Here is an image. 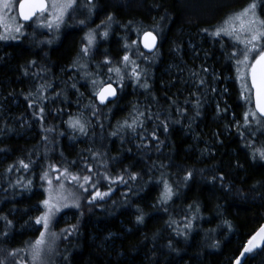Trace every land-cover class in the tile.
Instances as JSON below:
<instances>
[{
    "label": "trees",
    "instance_id": "obj_1",
    "mask_svg": "<svg viewBox=\"0 0 264 264\" xmlns=\"http://www.w3.org/2000/svg\"><path fill=\"white\" fill-rule=\"evenodd\" d=\"M250 2L92 0L89 5L79 0L55 38L44 33L0 41V103L14 117L12 122L0 117V216L12 221L8 228L0 220V258L14 264L8 251L38 237L39 225L30 230L24 225L41 214L46 185L40 175L51 163L92 175L100 191H112L93 204H88L93 190L82 191L81 207L59 215L54 227L61 238L48 264L234 263L264 224V161L252 156L264 149V129L257 130L255 122L242 127L243 113L253 106L240 98L227 58L230 43L224 38L222 49L202 30H214ZM256 2L257 13L264 15V0ZM108 16L113 17L108 36H100V30L91 55L84 57L85 25L79 21L92 28ZM135 28L142 29L140 36L143 30L156 34L154 53L138 55L139 41L131 50L124 48L138 40ZM126 52L136 61L139 81L130 75L132 66L122 62ZM105 57L111 65L103 63ZM171 64L168 74L160 71ZM176 65L182 74L175 73ZM109 66L121 68L124 79L112 77L118 97L101 107L91 81H107ZM205 69L217 76L219 88L225 86L224 102L214 105L204 96L212 85ZM226 75L230 82H223ZM134 117L143 125L121 127ZM76 119L86 134L69 126ZM19 160L34 163L29 171H17ZM85 164L93 173L123 176L126 182L110 185L88 173ZM9 165L15 167L6 172ZM17 178L25 184L32 180L31 190L16 185ZM164 181L174 193L166 204L159 202ZM72 226L75 231L64 239L62 230ZM243 264H264V248Z\"/></svg>",
    "mask_w": 264,
    "mask_h": 264
},
{
    "label": "snow or ice",
    "instance_id": "obj_2",
    "mask_svg": "<svg viewBox=\"0 0 264 264\" xmlns=\"http://www.w3.org/2000/svg\"><path fill=\"white\" fill-rule=\"evenodd\" d=\"M15 3H18V15L14 14L16 11L14 0H0V29H2L0 31V41L17 40L19 36L24 35L23 30L29 21L36 24L39 28H46L49 31H59L61 26L66 23V17H71V14L76 11L79 0H15ZM91 3L92 0H88V4L91 5ZM257 7L256 0H251L249 4L239 11L226 17L214 30L203 29L202 31L214 40H219L222 49L225 45V37L230 42L233 50L227 58L232 61L235 68L236 80L241 88L240 98L248 105H253L254 103V107H248L243 113L242 127L246 129L250 128L252 122H255L257 130H260L264 129V15L257 13ZM20 21L25 23H20ZM112 22L113 17L108 16L107 21L102 22L101 25H97V28L103 27L104 29L99 33L100 36L105 38L108 36V29L111 28ZM79 23L83 24L84 20H80ZM134 31L137 32L138 40L132 41L131 45L126 42L124 44L125 49L131 50L132 46L138 45V41L149 52L156 48L157 37L152 31L143 30L142 40H140L142 29L135 28ZM96 35V29L86 33L84 37L86 44L80 49L84 57L91 55L96 43ZM137 54L140 56L144 55L143 52L139 51L138 47ZM122 62L125 67L132 66L130 75L135 81H139L140 74L137 72L136 61L130 59L127 52L123 55ZM75 63L76 61H74ZM103 63L111 65L112 62L105 57ZM80 67H84V65L81 64ZM107 71L109 74L115 73L119 80L123 81L124 76L121 75V68L109 66ZM91 83L94 86L93 94L97 97L100 104H105L110 97H115L117 94L116 89L113 87L111 75L108 76L107 81L93 79ZM142 87L146 89L148 85L144 84ZM29 107H32V105L29 104ZM40 111L43 113V108ZM142 125L143 121L134 117L131 124L125 121V124L121 125V127L126 126L135 130L136 126ZM69 126L73 129H79L81 133L86 134L84 124L78 119L69 121ZM165 131H167V127H165ZM240 136L243 138L244 132H240ZM152 138L154 140L157 139L155 133L152 134ZM252 156L254 159L258 156L261 161H264V149H257L252 153ZM33 163L31 160L29 162L19 160L17 161L19 167L16 170L23 169L24 171H29ZM14 167L15 165H9L6 172L13 171ZM84 167L87 168L88 173H93L91 166L85 164ZM53 173H55L54 176L52 175ZM93 174L98 177L102 176L110 185L126 182L123 176L113 178L106 173ZM190 177L191 173L185 179L187 180ZM129 178L134 181L137 177L136 175H130ZM221 179L223 178L221 177ZM40 180L43 182L42 187L46 185L44 187L46 196L40 204L43 209L42 213L34 219V223L40 226L37 229L39 235L34 241L25 242L24 248L8 251L7 256L15 258L14 264H22L25 260V256H20V253H25L26 257L30 259L31 264H48L47 256L53 252L56 241L61 238L59 234L52 231V224L57 214L62 209H79L81 207V197L78 191L89 192L90 188L93 190L90 192L88 204L105 199L112 191L111 187L108 191H100L97 187L99 180H93L92 175L73 172L68 166L61 168L51 163L46 169L42 170ZM16 185H21L24 190H31L32 180H28L25 184L21 178H17ZM16 185L10 186L15 187ZM173 194V190L168 182L164 181V190L159 202L166 204ZM0 220L4 221L8 228H11L12 221L8 220L6 216H0ZM142 220V216L137 217L138 223L142 222ZM75 227L63 229L62 233H66V235H63V238L67 239L68 236H71L75 231ZM186 227H191V223L189 222ZM8 235V231L3 233L4 237ZM257 248H264V227H261L247 241L240 252V256L236 258L235 264H243L245 255L252 253ZM0 264H7L6 259L0 258Z\"/></svg>",
    "mask_w": 264,
    "mask_h": 264
},
{
    "label": "rangeland",
    "instance_id": "obj_3",
    "mask_svg": "<svg viewBox=\"0 0 264 264\" xmlns=\"http://www.w3.org/2000/svg\"><path fill=\"white\" fill-rule=\"evenodd\" d=\"M17 5H18V3H15V0H14V8L16 9V11H15V13L14 14H16L17 15ZM80 9V8H79ZM83 10V9H82ZM73 14V13H72ZM66 20H67V17H66ZM106 20H104V21H101V22H99L98 24H96V25H94L92 28H87L86 27V24H81V25H85V28H84V30L82 31V42H83V44L85 45L86 44V40H84V37H85V35H86V33L87 32H89L90 30H93V29H96V33H99L100 32V30H101V32L104 30L103 29V27H101V28H97V25H101L102 24V22H105ZM20 23H22V22H20ZM67 23H65L64 25H62L61 26V28H60V30L61 29H63V28H65V25H66ZM59 30V31H60ZM0 31H2V29H0ZM24 35H22V36H19L18 37V39L17 40H8V42H17L18 40H20L22 37H24V36H27L28 34H32L33 35V39L34 38H36L37 39V35L38 34H47L48 35V37H50V38H55L56 36V34L59 32V31H56V30H51V31H49L48 29H46V28H39V27H37L36 26V24H34V23H30V24H28V26L27 25H25V28H24ZM226 39H227V37H225ZM46 39V38H45ZM98 39H100L99 37H98V35H96V42L98 41ZM230 43V42H229ZM190 49H192V48H190ZM233 49H232V47H231V49H230V52L232 51ZM196 55L194 54V57H195ZM178 64V63H177ZM172 64L171 65H169V66H167L166 68H165V66H162V67H160V71L164 74V73H167L168 74V71L169 70H171L172 69ZM176 67V71H175V73L176 74H182V71L181 70H177V67H178V65H176L175 66ZM171 68V69H170ZM173 68H174V66H173ZM180 69H181V67H179ZM235 69V68H234ZM235 71V70H234ZM203 73H204V75H208L210 78V82H212V85H211V88L208 90V91H206V93H204V96H206V97H208V100H210V101H212L213 102V104L214 105H217V103L221 100V102H224V99H223V95H225V94H227V90H226V88H225V86L223 85V87H218V82H219V79L217 78V76L214 74H211V72H210V70H207V71H203ZM116 75H115V73H112V77L114 78ZM117 77V76H116ZM235 77H236V72H235ZM181 79H179V81H180ZM231 81V78L229 77V76H225L224 77V80H223V82H230ZM237 84H238V87H239V90H240V92H241V88H240V84L237 82ZM213 89H215V91H213ZM212 94H217V95H219V97L218 98H213V97H211L212 96ZM3 103H5V105L7 106V103L3 100ZM2 104V102L0 103V117H1V119H7L8 118V120H10L11 122L12 121H14V117L7 111V109H6V107H4V106H2L1 105ZM13 105H14V103H13ZM26 122V121H25ZM53 176L55 175V173H53L52 174ZM54 183H55V181H54ZM78 194L80 195V197H83V192L82 191H78ZM82 202V199H80V203ZM66 209H68V208H66ZM65 209H62V211L60 212V213H58L57 214V217H56V219L53 221V224H52V231H56V228L54 227V224H55V221L59 218V215L64 211ZM42 211H43V209H42ZM42 211H41V213H42ZM34 219L35 218H30L26 223H25V228L26 229H28V230H30V229H34L35 228V226H38V225H36L35 223H34ZM66 219V218H65ZM57 232V231H56ZM57 234H59L58 232H57ZM57 242V241H56ZM55 247H56V244H55V246H54V250H53V252L51 253V254H49L48 256H47V261H48V263H49V261H51V257H53V255L55 254ZM22 256H25L26 257V254L24 253ZM27 264H31V262H30V259H28L27 258Z\"/></svg>",
    "mask_w": 264,
    "mask_h": 264
},
{
    "label": "water",
    "instance_id": "obj_4",
    "mask_svg": "<svg viewBox=\"0 0 264 264\" xmlns=\"http://www.w3.org/2000/svg\"><path fill=\"white\" fill-rule=\"evenodd\" d=\"M17 15H18V5H17ZM20 22L25 23V22H23V21H20ZM29 23H31V21L27 22L26 24H29ZM153 34H154V33H153ZM142 35H143V34H142ZM142 35L140 36V40H142ZM154 35H156V34H154ZM156 37H157V36H156ZM158 44H159V39H158V37H157L156 48L153 49V51L149 52V51H147L146 49H144V48H143V44H142L141 42H139V45H140V48H141L142 52L145 53V54H148V55H150V54H152V53H154V52L156 51V49L158 48ZM113 87L116 89V87H115L114 85H113ZM116 92H117L116 96H115V97H110L109 100L106 101L105 104H100V103H99V100H98L97 97L95 96L96 103H97L99 106L104 107V106H106V105H108V104L114 102V101L117 99V97H118V91H117V89H116ZM252 106L254 107V103H253ZM261 227H264V224H263L262 226H260V228H261ZM260 228H258V229L256 230V232H258ZM256 232H255V233H256ZM255 233H254V234H255ZM254 234H253V235H254ZM253 235H252V236H253ZM252 236H251V237H252ZM251 237H250V238H251ZM250 238H249V239H250ZM249 239H248V240H249ZM248 240H247V241H248ZM246 243H247V242H246ZM246 243L244 244V246L246 245ZM244 246H243V248H244ZM243 248H242V250H243ZM258 249H260V248H257V249H255L254 251H257ZM242 250H241V251H242ZM241 251H240V252H241ZM254 251H253V252H254ZM250 254H251V253H248V254L245 255V258L243 259V263H244V261L246 260V258H247ZM239 256H240V253H239L238 257H239ZM235 261H236V259H235ZM235 261H234L233 264H235Z\"/></svg>",
    "mask_w": 264,
    "mask_h": 264
},
{
    "label": "flooded vegetation",
    "instance_id": "obj_5",
    "mask_svg": "<svg viewBox=\"0 0 264 264\" xmlns=\"http://www.w3.org/2000/svg\"><path fill=\"white\" fill-rule=\"evenodd\" d=\"M30 24V23H29ZM28 25V24H27Z\"/></svg>",
    "mask_w": 264,
    "mask_h": 264
}]
</instances>
